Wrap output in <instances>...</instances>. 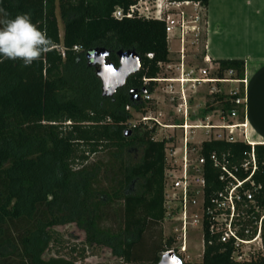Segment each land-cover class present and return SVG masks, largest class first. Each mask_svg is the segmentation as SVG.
Listing matches in <instances>:
<instances>
[{"label":"trees","instance_id":"1","mask_svg":"<svg viewBox=\"0 0 264 264\" xmlns=\"http://www.w3.org/2000/svg\"><path fill=\"white\" fill-rule=\"evenodd\" d=\"M173 1L200 3L206 13L209 5V0ZM128 5V0H0L11 17L30 13L32 22L53 42L52 49L31 66L0 57V264H73L65 258L44 259L57 240L54 229L70 224L85 233L87 246L108 248L125 264H159L170 250L147 236L165 220L167 141H154V130L141 134L138 128L132 135L126 131L131 118L127 107L139 110L131 93H139L143 79H155L158 64L171 59L164 23L113 18L116 8ZM57 9L64 23L62 38ZM75 47L81 51L76 53ZM98 49H107L114 63L119 51L135 50L141 57V72L102 103L100 81L89 61ZM216 64L220 80L227 72H232V80H244V61ZM154 90L153 83L146 88L148 93ZM238 98L217 96L223 115L233 110ZM134 146L143 150L141 162L126 168L120 158ZM254 150V181L264 193V145ZM100 152L109 153L107 171L121 165L112 181L122 180L113 185L112 193L102 184L101 164L88 163ZM214 152L230 153L234 162H241L251 146L221 140L202 144L207 197L222 189L209 160ZM139 181L142 192L132 194L131 185ZM114 200L123 202V220L118 229H106L104 209ZM205 240L202 264H237L231 246H209L208 234ZM173 243L169 239L166 245L170 248ZM250 263L264 264V255Z\"/></svg>","mask_w":264,"mask_h":264},{"label":"built area","instance_id":"2","mask_svg":"<svg viewBox=\"0 0 264 264\" xmlns=\"http://www.w3.org/2000/svg\"><path fill=\"white\" fill-rule=\"evenodd\" d=\"M127 8L118 7L113 13L116 21L124 20H143L148 22H162L165 24L167 43L178 44L176 55H178V65L171 62L158 64L159 73L155 79H143L144 88L151 84H166L167 93H176L173 91L178 84L180 92L178 98H172L174 104V116L180 121L179 124L163 125L159 119L152 117L142 110L143 104L152 100L151 94L140 91L139 100V125L129 126L131 131L139 129L154 130L157 125L166 130H179L181 134L173 135L170 138L154 141L166 140V152L169 153L173 164L166 168L165 172V196L164 209L166 217H178L182 224L180 247L178 250L172 249L163 254H174L182 259V255L187 254V230L188 227L198 228L202 235V245L205 251L206 234L209 235L208 245L220 244L222 246H231L234 250L232 259L237 262L247 260L249 254H242V246L258 245L260 252H253L254 257L264 255V193L262 187L257 186L254 176L257 172V159L254 146L248 144L247 139L240 141L236 135L245 136L246 125L243 123L228 122L220 126L210 125H191L190 101L187 96L188 91L196 93L198 87L202 84L223 83L220 79H209L207 71L201 70L202 77L195 75V70H188L186 64L187 48L198 43L206 31V11L200 3L190 1L173 0H128ZM75 52L79 53L80 48L75 47ZM65 57L64 52L62 53ZM153 59V55H148ZM205 63H211L214 71L217 66L210 62L208 58ZM162 76H161V74ZM165 75H174V77H165ZM245 84V81H242ZM185 86H188L185 89ZM178 93V92H177ZM231 96H236L233 92ZM235 106L242 108L245 113L246 99L238 98L235 100ZM127 107V112L131 110ZM239 111L233 110L228 115L229 120L238 118ZM225 120L224 117H222ZM129 122V121H128ZM152 125V126H151ZM204 129L209 137L207 141L221 140L230 144L244 142L251 146V152L246 154L241 162H234L230 153L216 152L209 157L213 167L219 173V182L222 189L214 192L207 197L205 193L206 180L204 176V166L206 158L201 156L202 142L200 145L193 143V135L197 130ZM213 129L219 132L213 133ZM175 139V140H174ZM171 141L169 145L168 142ZM197 153L196 161L192 160L191 154ZM180 152L181 154H178ZM262 200H258L257 197ZM259 214L261 216H259ZM250 258V257H249ZM189 259V257H187ZM257 259V258H255ZM183 261V259H182Z\"/></svg>","mask_w":264,"mask_h":264},{"label":"rangeland","instance_id":"3","mask_svg":"<svg viewBox=\"0 0 264 264\" xmlns=\"http://www.w3.org/2000/svg\"><path fill=\"white\" fill-rule=\"evenodd\" d=\"M57 19H58V25H59V31L61 38L64 35V23L60 17L59 10L57 9ZM204 40H205V34L202 36L201 40L196 43L194 46H188L187 48V60L186 64L188 66V70H195V75L197 77H202L204 74L200 73L201 70L207 71V77L209 79L216 77V72L212 68L213 66L211 63H205L204 61ZM169 46V44H168ZM169 49V47H168ZM178 49V44L176 42L170 43V50H169V58L171 59L172 63L175 65H178V55H176V50ZM171 51V52H170ZM108 63L113 64L115 67H118V63H114L111 61H108ZM161 74V73H160ZM227 76H230L233 78V75L230 73H226ZM162 76V74H161ZM165 77H174V75H165ZM188 86H185V89H187ZM235 85H222L221 83L217 84H209L206 86H203L202 89H198V93L196 97H198L199 100L197 103L194 102L197 105L192 106V112H191V121L198 123L199 125H203L206 123L205 118L207 116L211 118L209 122L206 125L210 126H217L221 125L223 123H228L230 120H228V114L225 112L224 116L226 119L223 121L222 118V106L216 101L217 96H224L228 97L226 94L230 93L233 89H235ZM239 89L242 91L243 87H239ZM168 88L166 84H157V90L151 94L152 100L143 104L142 110L145 111V113L150 114L152 117H156L159 119V122L163 125H172V124H179L180 121L174 116V103L172 101V98H178L180 87L178 84L175 85V88L173 89L176 93H167ZM240 91V92H241ZM178 92V93H177ZM213 92H217V94H213ZM221 92V93H218ZM191 92L188 91L187 96L189 97ZM241 95V93H239ZM99 97L100 102L102 101V88L101 83L99 82ZM194 101V100H193ZM139 102V101H138ZM102 103V102H101ZM198 103L201 105L199 107ZM197 107V108H196ZM210 108H213L211 111ZM195 112V113H194ZM194 113V114H193ZM129 114L131 118L128 120L129 126L133 125H139V110L137 109H131L129 111ZM235 122H238L237 120H234ZM241 121V120H240ZM152 126V125H151ZM215 128V127H214ZM131 130V129H130ZM140 133H144L145 130L142 128L139 129ZM213 133L219 132L217 129H213ZM181 134L179 130H166L157 125V127L154 129L153 133V139L161 140L163 138H170L173 135L178 136ZM194 140L193 143L196 145H200L202 142L207 140L209 137L207 136V131L204 129L197 130L195 134L193 135ZM175 140V139H174ZM168 144H171V141L168 142ZM197 153H192L191 157L193 161H196L197 159ZM178 154H181L178 152ZM143 155V150L140 146H134L127 150L124 155L120 158L122 162V166H125L126 168H131L133 166L138 165L141 162ZM166 159H167V167L170 166V164H173L171 157H169V153L166 152ZM89 164H101L100 170H101V181L104 186V188H107L108 191L112 193L113 189L112 187H115L118 182L122 180V178L118 177L114 182L113 180V174L117 173L120 164H117L116 167H114L111 171H107L106 166L110 163V156L107 152H100L97 155H91L89 157ZM81 168V165H76L74 167L75 170H78ZM115 185V186H113ZM142 185L143 182H136L130 187V192L132 194H139L142 192ZM123 202L120 200H114L112 204L108 205L104 209L105 218L103 222V227L106 229H118L122 220H123ZM264 212H261L262 215ZM259 214V216H261ZM181 226L182 224L180 221H178V217H166L163 224L156 226L152 232H149L148 235H152V240L155 242L162 241V244L164 246H167V249H175L178 250V247H180V239L182 237L181 233ZM55 233V240L53 243L50 244V247L48 251L44 255V259L48 260L51 258H65L67 260H70L73 264H125L123 261L119 258H116L113 256L112 251L105 247H89L86 245V237L85 233L81 231L79 228H77L76 225L70 224L66 226H60L56 227L54 229ZM149 237V236H148ZM187 254L182 255V259L186 264H198L201 262V257L199 254L202 253V235L201 231L198 228L194 227H188L187 230ZM171 239L173 240L172 247H168L166 245L167 241ZM240 251H243L242 254H249V257L247 259L249 261H253L255 258L252 255L253 252H260V247L256 244L253 246H242ZM187 256L190 257V259H187Z\"/></svg>","mask_w":264,"mask_h":264},{"label":"crops","instance_id":"4","mask_svg":"<svg viewBox=\"0 0 264 264\" xmlns=\"http://www.w3.org/2000/svg\"><path fill=\"white\" fill-rule=\"evenodd\" d=\"M206 20L204 59L208 58L217 68H219L216 64L218 61L239 60L245 62V78L243 80L245 84L242 81L232 80L226 73L224 77L226 82L221 83L222 85L236 86L226 94L228 98L232 97L230 94L235 92L239 98L245 97L246 99L245 113L242 112V108H237L234 104L233 110H238L239 116L230 122L246 125L245 136L237 134L236 137L240 141L246 138L248 144L253 146L264 145V0H209ZM168 47L170 50V45ZM227 73L233 75L232 72ZM212 79L219 78L216 75ZM206 85L209 84H202L198 89H202ZM240 85L243 87L242 91L239 89ZM198 89L196 93L189 95L191 99L190 113L192 106L197 105L194 102L202 101L196 97ZM214 93L217 94V92ZM198 105L201 106L199 103ZM227 114L229 115L230 112ZM222 117L226 119L223 112ZM210 119L207 116L206 123L203 125H206ZM189 124L199 125L191 119ZM203 255L202 247V253L199 254L201 262L198 264H202ZM250 262L252 261L247 259L237 262V264H251Z\"/></svg>","mask_w":264,"mask_h":264},{"label":"clouds","instance_id":"5","mask_svg":"<svg viewBox=\"0 0 264 264\" xmlns=\"http://www.w3.org/2000/svg\"><path fill=\"white\" fill-rule=\"evenodd\" d=\"M46 30L32 22L30 13H10L0 6V57L31 66L52 49ZM2 62V61H0Z\"/></svg>","mask_w":264,"mask_h":264},{"label":"water","instance_id":"6","mask_svg":"<svg viewBox=\"0 0 264 264\" xmlns=\"http://www.w3.org/2000/svg\"><path fill=\"white\" fill-rule=\"evenodd\" d=\"M110 52L107 49L95 50L89 56L91 66L96 69V76L101 83L102 98L113 99L120 90L124 89L128 81L141 72V57L135 50L119 51V67L108 63ZM133 91L132 94H136ZM146 94V90H142ZM139 101V96H136ZM127 135H132L131 130L126 131ZM159 264H184L181 258L174 254H162Z\"/></svg>","mask_w":264,"mask_h":264},{"label":"flooded vegetation","instance_id":"7","mask_svg":"<svg viewBox=\"0 0 264 264\" xmlns=\"http://www.w3.org/2000/svg\"><path fill=\"white\" fill-rule=\"evenodd\" d=\"M108 61H109V59H108ZM118 64H119V58H118ZM118 67H119V65H118ZM118 67H116V68H118ZM131 95H132V100H135L136 101V96H139V100L141 99L140 92L139 93L137 92L136 94H132L131 93Z\"/></svg>","mask_w":264,"mask_h":264}]
</instances>
